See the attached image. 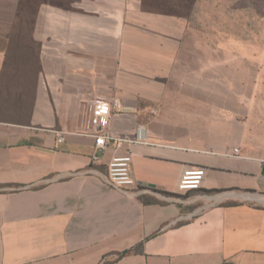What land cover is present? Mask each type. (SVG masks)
Wrapping results in <instances>:
<instances>
[{
	"label": "crops",
	"instance_id": "0c3cea01",
	"mask_svg": "<svg viewBox=\"0 0 264 264\" xmlns=\"http://www.w3.org/2000/svg\"><path fill=\"white\" fill-rule=\"evenodd\" d=\"M33 5L0 0V264H264V116L257 154L252 116H202L185 20L143 0ZM94 97L120 99L109 131L127 142L84 134ZM127 154L136 183L115 189ZM192 168L202 187L180 192Z\"/></svg>",
	"mask_w": 264,
	"mask_h": 264
},
{
	"label": "rangeland",
	"instance_id": "374dc122",
	"mask_svg": "<svg viewBox=\"0 0 264 264\" xmlns=\"http://www.w3.org/2000/svg\"><path fill=\"white\" fill-rule=\"evenodd\" d=\"M159 1L151 0L143 8L185 20L188 35L181 53L190 70L185 75L209 86L202 116L206 103L215 108L209 116H242L241 121L252 116L246 144L250 154H257L264 116V0Z\"/></svg>",
	"mask_w": 264,
	"mask_h": 264
},
{
	"label": "built area",
	"instance_id": "2783aa9c",
	"mask_svg": "<svg viewBox=\"0 0 264 264\" xmlns=\"http://www.w3.org/2000/svg\"><path fill=\"white\" fill-rule=\"evenodd\" d=\"M85 124L83 132L85 135L95 139L96 149H104L109 144H117L120 146L123 142H127L128 138H116L110 131V124L114 116L121 109V101L118 98L107 100L102 97H94L87 102ZM140 129L143 133V127ZM142 139H145L142 137ZM65 138L59 136L58 142H63ZM239 149H236L232 154L227 153L228 156H239ZM94 161L99 158L94 156ZM132 155L117 156L112 159L109 164L108 175L106 176V183L119 190L135 185V180L132 176ZM206 176L205 169L192 168L183 172L179 181L180 192H191L200 190L203 180Z\"/></svg>",
	"mask_w": 264,
	"mask_h": 264
},
{
	"label": "trees",
	"instance_id": "16d2710c",
	"mask_svg": "<svg viewBox=\"0 0 264 264\" xmlns=\"http://www.w3.org/2000/svg\"><path fill=\"white\" fill-rule=\"evenodd\" d=\"M157 2H160L159 0H156ZM151 2V0H143V5H147V3Z\"/></svg>",
	"mask_w": 264,
	"mask_h": 264
}]
</instances>
